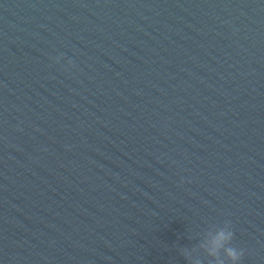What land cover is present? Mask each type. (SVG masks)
Returning <instances> with one entry per match:
<instances>
[{"label":"water","instance_id":"water-1","mask_svg":"<svg viewBox=\"0 0 264 264\" xmlns=\"http://www.w3.org/2000/svg\"><path fill=\"white\" fill-rule=\"evenodd\" d=\"M225 221L264 264V0H0V264H213Z\"/></svg>","mask_w":264,"mask_h":264},{"label":"clouds","instance_id":"clouds-1","mask_svg":"<svg viewBox=\"0 0 264 264\" xmlns=\"http://www.w3.org/2000/svg\"><path fill=\"white\" fill-rule=\"evenodd\" d=\"M59 59V57L56 58L57 63H59ZM69 64L71 65L72 61H69ZM233 239L234 232L231 222L225 221L224 227L217 230L214 234L210 233L207 241L202 243L200 247L206 256L213 261V264H225L224 260L221 258V253L227 257L230 264H240L244 256V251L238 250L233 246ZM184 255L187 258L188 253L185 251ZM195 264H201V261L197 260Z\"/></svg>","mask_w":264,"mask_h":264}]
</instances>
